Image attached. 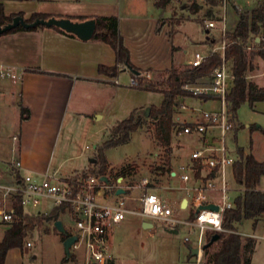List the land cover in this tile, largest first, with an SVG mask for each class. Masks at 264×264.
Returning <instances> with one entry per match:
<instances>
[{"label":"crops","instance_id":"obj_1","mask_svg":"<svg viewBox=\"0 0 264 264\" xmlns=\"http://www.w3.org/2000/svg\"><path fill=\"white\" fill-rule=\"evenodd\" d=\"M172 1L174 0H169L163 7L157 6L155 0H2V4L5 15L21 12L24 18H28L34 12L56 17L70 16L74 20H79V16L116 15L132 66L136 69L162 70L169 69L172 65L180 67L190 63V60L180 62L175 56L176 48L181 46L175 43V36L186 21L196 20L208 7L204 0H196L200 4L196 12H192L185 3H181L179 13H176L172 8ZM223 2V17L220 19L221 15L218 16V22L222 21L221 27H227L224 25L225 5L230 3L236 9L233 26L227 27L231 30L236 23L238 13L249 8L238 6L235 0ZM219 9L220 6L214 7V17L217 19ZM200 12L202 15L199 14ZM211 19L213 17L205 19V25ZM213 27L215 25L202 27L204 36L192 39L204 48L195 51L210 50L212 47L210 41L218 39L221 32L220 27L218 32L214 33L211 30ZM253 36L264 47V26L257 35ZM167 38L171 44L168 53ZM248 52L250 67L247 71V79L258 85H264V81L258 79L264 75V57L258 53L257 48H252ZM115 61V52L109 43L92 38L82 39L52 26L18 29L0 34V62L13 64L22 72L21 77L16 81L7 78L0 80V107H6L5 101L7 105L10 101L13 106L12 132L7 137L0 135V160L5 161L16 156L21 161L20 172L31 174L37 179L43 178L46 173L53 174L54 178H62L87 170L93 162L90 158L94 155L95 146L106 138L109 129L103 133L98 142L93 144L88 161L68 163L70 159H81L82 155L91 148L88 144L78 146L74 142L75 128L78 125H92L104 116V109L108 106L112 107L114 124L134 108H143L147 112L146 108H149V105L158 104L150 103L144 97L140 98L141 94L137 92L150 90L127 84L123 72L127 71L131 74L130 68L122 67L113 74L99 70V65L112 66ZM119 77H123L122 81ZM186 101L202 108H212L217 105L214 99L200 101L187 98ZM258 102L252 107L253 109H256ZM21 105L29 110L24 118L20 115ZM234 115L236 117L235 113ZM179 116L180 120L192 119L186 111H181ZM242 126L243 124L238 122L237 128L231 135V141L235 144L233 149L237 152L238 148L243 150L237 144V131ZM246 126L251 131V125ZM138 129L140 130L141 127ZM255 129L257 133L260 131V137L263 139V155L258 157L254 153L252 139L249 140L250 150L247 149L244 153H251L256 159L262 160L264 126L258 124ZM15 134L17 139H13ZM188 140L193 147L194 137L190 135ZM173 145L172 142L171 146ZM179 145L177 147H182L180 142ZM236 156L239 157V153ZM188 161L189 154L184 162ZM107 162V168L113 169L115 164L108 159ZM181 163L183 162L179 164ZM173 170L175 169L172 166L170 175H174ZM231 176L233 179V172ZM115 181L123 184L126 182L125 176L119 174L115 177ZM238 186L242 191V186L240 184ZM258 188L264 191V188ZM183 198H187V206L189 199L186 195L180 196L179 206ZM165 201L168 202L166 199ZM2 202L6 208H12L10 199L6 198L2 201L0 198V207ZM38 204L37 207L34 206L36 210L32 211H26L22 206L23 211L28 214H47L53 207L44 208L39 207ZM62 215L66 214L60 212L57 218L61 222ZM57 219L43 218L35 225L30 235L25 237L22 246H12L7 249L4 264H66L62 258L66 256L63 241L68 235V230L63 223V230L58 229L54 224ZM256 221L253 220L254 223ZM10 223L0 220V239ZM173 229L177 231L176 226L169 228V231ZM34 233L38 234L36 242L32 240ZM62 233L64 236L61 235ZM27 241L30 244H27Z\"/></svg>","mask_w":264,"mask_h":264},{"label":"built area","instance_id":"obj_2","mask_svg":"<svg viewBox=\"0 0 264 264\" xmlns=\"http://www.w3.org/2000/svg\"><path fill=\"white\" fill-rule=\"evenodd\" d=\"M207 26H213V20L207 21ZM226 32L221 27L219 40L208 52L195 51L191 65H198L211 51H219L221 60L211 73L202 75L194 80L184 82V94L178 96L175 109L172 113L173 131L175 136H193L194 146L189 153V161L179 164L178 174L182 180L191 184L192 189L189 202L194 208L193 218H181L174 214L173 207L160 195L144 188L137 195H131L133 185L112 181L105 174L95 172H77L62 178H54L53 174L46 173L43 178L37 179L31 174L20 172L21 161L16 156L0 160V198L2 201L10 199L11 204L19 200L22 206L29 204L36 206L42 198L50 199L55 206L61 207V212L72 221V228L68 235H75L69 246V254L65 256L66 264H113L114 258L108 248L109 228L119 223L127 212L135 211L141 216L164 220L173 227L179 223L196 226L198 229L194 254L197 264L203 255L202 246L205 243L207 230L231 231L222 226L224 211L234 206V199L229 195L232 189L229 182V173L232 174V165L239 157L234 156V149L229 144V138L238 126L237 119L227 99L229 81L232 78L225 57ZM252 36L245 45L250 50L257 44ZM127 67L117 63V68ZM161 70L150 68L131 71L130 86L147 87L148 81L156 79ZM21 71L13 64L0 62V80L16 81L21 77ZM165 74L161 75L165 76ZM116 81V79H115ZM187 98L197 100L214 99L216 107L202 108L189 103ZM186 111L191 120H180V112ZM17 139V135H13ZM103 175L107 179H103ZM143 177L139 186L147 183ZM118 188L122 191L117 192ZM129 200L139 202L138 209L129 205ZM208 203L216 204L217 208L200 207ZM16 214L12 208H6L4 202L0 207V220L12 222ZM238 233H242L236 230ZM188 237H185L187 240ZM27 244H30L27 241Z\"/></svg>","mask_w":264,"mask_h":264},{"label":"rangeland","instance_id":"obj_3","mask_svg":"<svg viewBox=\"0 0 264 264\" xmlns=\"http://www.w3.org/2000/svg\"><path fill=\"white\" fill-rule=\"evenodd\" d=\"M229 0H227L228 3ZM264 0H235V4L243 8H253L258 3ZM181 3H185L190 9L191 0H174L172 1V8L176 13H179ZM223 4L220 6L217 17H223ZM187 16L188 12L186 13ZM202 15V13H199ZM199 17V16H198ZM236 19V9L228 3L225 5L224 25L227 27L233 26ZM214 25L211 30L218 32L222 25L216 17H213ZM216 23H218L216 25ZM226 28V30H228ZM176 34L175 43L181 46L176 48L175 56L180 62L191 60L195 50H203V46L199 42L194 41L204 36V29L197 20H188L181 27ZM221 36V35H219ZM218 36V38H219ZM194 39V40H192ZM219 41H217L218 43ZM170 40L167 38V53L170 50ZM185 50V51H184ZM184 65V64H183ZM160 75L156 73L155 78H161V75L166 73V69H162ZM124 79L129 82L130 74L127 71L123 72ZM123 77H119L122 81ZM259 81H264V75H261ZM128 84V83H127ZM138 88V87H137ZM140 90V89H137ZM141 97L147 99L150 103H159L162 99V92L160 91H137ZM6 107H0V135L7 137L12 132V110L13 106L9 101ZM120 110V107H119ZM238 122L243 126L237 131V144L243 148V152L250 150L249 140L253 141V151L258 157L263 155V139L260 137V131L256 132L258 124L264 126V101H259L256 109H253L248 102L241 103L234 112ZM114 116H112V107L108 106L104 109V116L96 120L92 125L81 124L76 130V145L88 144L91 146L81 159H70L68 163H78L80 161H88L90 157L93 144L98 142L103 133L110 129L113 124ZM247 124L251 125V131L247 128ZM74 135V136H75ZM187 135H172L170 149H165L158 144L154 137V126L150 119H147L141 126L131 133L130 140L126 143L109 146L104 150L106 159L114 163L113 169L106 170L112 181L119 174L125 176L126 182L133 185L130 190L131 195H139L144 188H149V191L160 195L164 200L173 207L174 214L184 219L191 220L193 218L194 208L191 202L187 206H179V198L186 195L190 199L192 189L187 188L191 183L184 181L181 177L170 175V168L179 171L178 164L187 160V156L191 151L192 145L188 140ZM232 137L229 138V144L233 149L235 144ZM181 143L182 147L180 146ZM99 144V143H98ZM95 151V149H94ZM173 152V157H172ZM239 153L233 151L234 156ZM180 156V157H179ZM173 163V165H172ZM116 168V169H114ZM89 169V168H88ZM146 177L147 183L139 186L141 179ZM229 182L232 189L229 195L232 199L241 192L234 177L232 179L229 173ZM258 187L264 188V174L259 178ZM130 206L133 208L139 207L137 200H129ZM39 207L50 208L54 206L53 202L48 199H41L38 204ZM26 211L36 210V207L26 204L23 206ZM263 213L256 219L254 223L252 218L243 219L242 223L237 225V230L244 236H253L256 239L255 249L252 254L251 264H264V217ZM149 221L150 226H143L142 221ZM63 226L67 230L72 228V221L66 215H62ZM171 226L167 225L164 220L154 219L141 216L135 211L127 212L122 221L112 225L109 228L108 248L114 257L113 264H197L195 256L191 254L190 248L196 244L198 229L196 226L179 223L176 225L177 231H169ZM210 230V229H209ZM38 234L34 233L32 240L38 241ZM64 236V233L61 234ZM188 237L185 240V237ZM206 239V235H205ZM199 264H202V259Z\"/></svg>","mask_w":264,"mask_h":264},{"label":"trees","instance_id":"obj_4","mask_svg":"<svg viewBox=\"0 0 264 264\" xmlns=\"http://www.w3.org/2000/svg\"><path fill=\"white\" fill-rule=\"evenodd\" d=\"M169 0H155V4L163 7ZM208 5L204 14L196 20L202 27H206L205 19L214 17V7L221 6L224 0H204ZM200 4L193 0L190 6L192 12H196ZM15 15H22L21 12L5 15L3 12L2 0H0V24H4ZM50 15L34 12L26 20L31 21L37 17H49ZM61 17V16H60ZM73 19L70 16H65ZM79 20L94 18L95 29L91 36L92 39L105 41L111 45L115 52V63L112 66L99 65V70L107 73H117V63L124 64L133 69L128 48L123 42L119 30L118 17L116 15H98L91 17L79 16ZM36 25L24 28L20 25L11 28L3 33L18 29H34L43 27ZM264 26V2L258 3L251 9H245L238 13L234 27L226 30L223 38L225 39V57L227 59L229 71L232 78L229 81L227 99L231 103L233 111L243 102H248L251 107L260 100H264V85H258L252 80L247 79V71L250 67L249 50L245 48L248 40L257 35ZM69 35L76 36L59 26H52ZM157 30L159 26L157 24ZM222 36L214 39L210 43L214 46ZM254 48L264 57V47L257 42ZM251 50V49H250ZM221 56L219 51L209 52L198 65L184 64L180 67L172 65L166 69V75L161 78L148 81L149 86L141 87L152 91L162 92V99L158 104L149 105L146 112L143 108H134L129 114L118 119L109 129L106 138L95 146L93 162L89 169L84 172H95L105 174L108 162L104 150L109 146L120 145L130 140L131 133L141 127L147 119L153 122L154 137L158 144L165 149H170L173 121L172 113L179 95L184 94L182 85L184 82L194 80L202 75L212 72L213 68L220 63ZM29 113L28 108L20 106L21 118ZM239 158L233 162L232 171L235 181L242 186V191L235 197L234 206L224 211L222 226L231 231H206V240L209 241L214 232H218V237L206 245L203 249L202 264H251L252 254L255 249L256 239L253 236H242L236 232L237 225L246 218L256 220L261 213L264 214V191L258 188L261 174H264V158L256 159L251 153L245 154L238 148ZM12 210L16 218L5 230L0 239V264H4L5 254L12 246H22L25 237L30 235L35 225L39 224L43 218L57 219L61 212L60 206H53L47 214H28L23 211L19 200H15ZM65 260V256L62 258Z\"/></svg>","mask_w":264,"mask_h":264},{"label":"water","instance_id":"obj_5","mask_svg":"<svg viewBox=\"0 0 264 264\" xmlns=\"http://www.w3.org/2000/svg\"><path fill=\"white\" fill-rule=\"evenodd\" d=\"M22 26L24 28H29L33 27L36 25H44V26H59L67 31H70L74 33L76 36L82 38V39H88L91 38L93 31L95 29V19L94 18H87V19H82V20H74L69 17L61 16V17H56V16H49V17H37L31 21L26 20L22 15H15L12 17V19L4 24H0V34L3 32L14 28L16 26ZM128 68L131 69V71H136V69H133L129 66ZM149 108H146L148 111ZM94 157L90 158V160L94 161ZM103 179H107L106 175L102 176ZM122 191L121 188H118L117 192ZM187 203V198H183L181 202V206H185ZM200 207H209V208H217L216 204L214 203H208L205 205H201ZM55 226L63 230L62 222L60 219L55 220L54 222ZM150 225V222L144 221L143 226H148ZM175 232L176 229H173ZM218 237V232H214L213 235L211 236L210 240L205 242L202 246L204 248L206 245H208L211 241L215 240ZM75 239V235H67L63 241V246H64V251L65 255L68 256L69 254V246L72 243V241ZM190 252L192 255H194L197 252L196 247H191Z\"/></svg>","mask_w":264,"mask_h":264}]
</instances>
